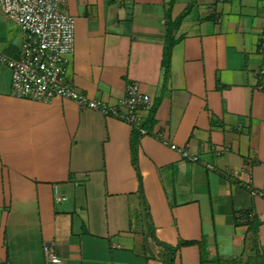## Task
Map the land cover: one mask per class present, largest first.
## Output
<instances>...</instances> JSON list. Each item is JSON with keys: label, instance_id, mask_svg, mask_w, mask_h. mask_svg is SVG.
<instances>
[{"label": "crops", "instance_id": "obj_1", "mask_svg": "<svg viewBox=\"0 0 264 264\" xmlns=\"http://www.w3.org/2000/svg\"><path fill=\"white\" fill-rule=\"evenodd\" d=\"M65 10L76 86L115 104L132 81L152 106L141 132L71 99L17 97L0 62V264H162L181 241L174 264H264V197L247 187L264 186V0H68ZM3 15L0 53L18 58L22 30ZM55 184L66 200H54Z\"/></svg>", "mask_w": 264, "mask_h": 264}, {"label": "built area", "instance_id": "obj_2", "mask_svg": "<svg viewBox=\"0 0 264 264\" xmlns=\"http://www.w3.org/2000/svg\"><path fill=\"white\" fill-rule=\"evenodd\" d=\"M68 0H0L1 10L15 21L23 33L21 53L18 58H9L0 53V62L11 71V92L21 98L51 103L54 98L74 100L81 107L93 109L106 116L118 118L141 132V114L151 109L149 94L143 92L135 82H128L125 92L117 103L109 104L102 99L92 98L81 91L69 77L68 67L71 55L75 51L76 18L65 10ZM264 45V29L262 32ZM264 74V60L259 68ZM158 138L183 158L203 163L208 169L214 165L204 161L198 154L192 153L187 146L170 143L163 135ZM221 151H217L220 154ZM254 196L264 197V186L260 188L247 185ZM54 200L68 198L55 184ZM250 217L253 214L249 215ZM44 253L49 260L60 259L48 246Z\"/></svg>", "mask_w": 264, "mask_h": 264}, {"label": "trees", "instance_id": "obj_3", "mask_svg": "<svg viewBox=\"0 0 264 264\" xmlns=\"http://www.w3.org/2000/svg\"><path fill=\"white\" fill-rule=\"evenodd\" d=\"M166 38L167 39H166V46H165V53H164V60H163L165 68L168 67L169 56H170V53H171L172 45L174 43L173 40L171 38H169L168 34H167ZM249 218L252 219V217H250V216H249ZM186 243H188V242L181 241L176 246L167 245L166 246L165 259H164L162 264H174V257L176 255L177 249L181 245H184ZM201 262H202V264H209V263H206L203 260V257L201 258ZM210 264H213V263H210Z\"/></svg>", "mask_w": 264, "mask_h": 264}, {"label": "rangeland", "instance_id": "obj_4", "mask_svg": "<svg viewBox=\"0 0 264 264\" xmlns=\"http://www.w3.org/2000/svg\"><path fill=\"white\" fill-rule=\"evenodd\" d=\"M3 13H4V12H3V11L1 10V8H0V16H4Z\"/></svg>", "mask_w": 264, "mask_h": 264}]
</instances>
